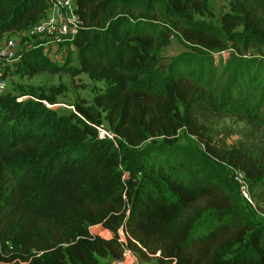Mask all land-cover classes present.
Returning <instances> with one entry per match:
<instances>
[{"label":"trees","instance_id":"16d2710c","mask_svg":"<svg viewBox=\"0 0 264 264\" xmlns=\"http://www.w3.org/2000/svg\"><path fill=\"white\" fill-rule=\"evenodd\" d=\"M47 1L0 0V39ZM74 1L77 65L29 48L16 73H85L106 87L69 114L0 96V264H114L124 248L158 264H264V225L218 164L244 173L258 206L264 154L177 142L182 128L201 136L214 119L261 117L264 57L249 52L264 50V0H229L218 24L211 0ZM174 38L186 51L162 66ZM99 125L115 142L98 139Z\"/></svg>","mask_w":264,"mask_h":264},{"label":"rangeland","instance_id":"374dc122","mask_svg":"<svg viewBox=\"0 0 264 264\" xmlns=\"http://www.w3.org/2000/svg\"><path fill=\"white\" fill-rule=\"evenodd\" d=\"M216 7V0L210 1L211 10ZM200 19L199 17H196ZM209 20V18H203ZM213 22V20H212ZM31 26V25H30ZM29 26V27H30ZM27 29V28H26ZM25 29V30H26ZM25 30H16L19 46H30V48H38L41 37H23ZM11 33H6L0 39V49L3 47L7 38ZM186 51L183 45L177 39H171L170 45L163 51L162 66L169 63V59ZM255 56H263L264 50H251L249 52ZM23 52L19 47L16 49L14 56L4 61L6 67V77L0 81L5 83V87L0 91V96H13L17 101H39L45 107V104L52 105L57 114H69L74 112V104L81 99L91 103L93 97L103 91L106 83L103 80L90 79L87 74H72L66 71L51 73H39L33 76H20L16 73V64L21 59ZM55 65L63 66L70 60L69 66H76V50L72 42L63 41L58 43L56 55L50 58ZM257 121L250 122L238 118H223L211 120L206 129V133L201 136H193L186 129L182 128L178 131L177 142L180 145H188L197 150H203L202 141H211V145L215 148H245L247 153L254 151L264 154V109L260 111ZM220 168L233 180L234 167L224 161L218 163ZM237 185V184H236ZM238 186V185H237ZM239 189V188H238ZM243 201V200H242ZM248 217L256 223L264 225V197L260 204L256 206L254 203L242 202ZM91 234L100 236H113L112 233L102 230L100 226L90 227ZM129 253L120 261L114 264H158L154 258L141 260L136 254L128 250Z\"/></svg>","mask_w":264,"mask_h":264},{"label":"built area","instance_id":"2783aa9c","mask_svg":"<svg viewBox=\"0 0 264 264\" xmlns=\"http://www.w3.org/2000/svg\"><path fill=\"white\" fill-rule=\"evenodd\" d=\"M77 5L74 0H48L44 12L39 20L28 27L23 37L38 36L41 41L38 47L42 49V55L47 58H52L56 55L58 43L63 41L72 42L73 37L80 28V18L76 13ZM11 37L7 38L3 47L0 49V58L3 61L12 58L19 47L21 52L27 51L30 46H19L20 42L17 39L16 31H11ZM51 60V59H50ZM52 61V60H51ZM5 87V83L0 81V91ZM47 108L54 110L52 105L45 104ZM98 139H109L115 142V135L108 130L104 125L96 127ZM233 181L238 185L240 196L251 203L248 193L247 182L244 173L241 170H233ZM118 241L126 246L128 235L122 228L117 232ZM129 253L127 248H124L123 257ZM155 256H159L156 253Z\"/></svg>","mask_w":264,"mask_h":264},{"label":"crops","instance_id":"0c3cea01","mask_svg":"<svg viewBox=\"0 0 264 264\" xmlns=\"http://www.w3.org/2000/svg\"><path fill=\"white\" fill-rule=\"evenodd\" d=\"M228 1L229 0H216L218 9L220 8V10H216V7H214V9L212 10L213 13H214V15H215V18L213 19V23L214 24H218L219 23L220 16L224 12H226L228 10ZM102 230L106 233V235H108L107 232H109V231H107V230H105L103 228H102ZM101 237H103V238H109V236H101Z\"/></svg>","mask_w":264,"mask_h":264}]
</instances>
